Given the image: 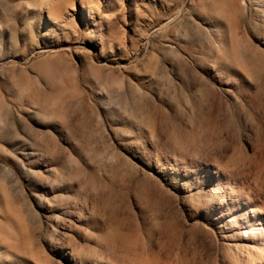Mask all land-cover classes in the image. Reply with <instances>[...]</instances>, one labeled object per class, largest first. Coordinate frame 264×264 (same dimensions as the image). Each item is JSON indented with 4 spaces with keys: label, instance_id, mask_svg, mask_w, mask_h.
I'll return each instance as SVG.
<instances>
[{
    "label": "rangeland",
    "instance_id": "1",
    "mask_svg": "<svg viewBox=\"0 0 264 264\" xmlns=\"http://www.w3.org/2000/svg\"><path fill=\"white\" fill-rule=\"evenodd\" d=\"M252 207L264 0H0V264H236Z\"/></svg>",
    "mask_w": 264,
    "mask_h": 264
},
{
    "label": "bare ground",
    "instance_id": "2",
    "mask_svg": "<svg viewBox=\"0 0 264 264\" xmlns=\"http://www.w3.org/2000/svg\"><path fill=\"white\" fill-rule=\"evenodd\" d=\"M216 30L218 33L221 31L219 26H216ZM221 50L223 51V47ZM250 209L252 214L244 210V213H246L244 240L247 245L236 250V253L231 258L236 264H264V209L261 207H252ZM240 214L237 208L234 207L233 216L230 220H241Z\"/></svg>",
    "mask_w": 264,
    "mask_h": 264
}]
</instances>
